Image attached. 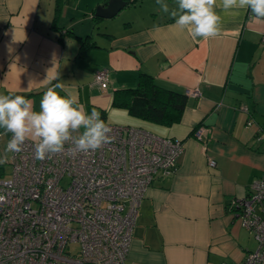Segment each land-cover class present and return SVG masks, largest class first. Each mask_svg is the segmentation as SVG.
<instances>
[{
    "label": "crops",
    "instance_id": "0c3cea01",
    "mask_svg": "<svg viewBox=\"0 0 264 264\" xmlns=\"http://www.w3.org/2000/svg\"><path fill=\"white\" fill-rule=\"evenodd\" d=\"M108 1L0 0V94L23 95L39 111L44 92L60 82L62 96L76 94L107 124L182 143L176 171L154 179L140 203L126 264H243L257 243L230 204L264 175V21L250 10L225 13L217 0L220 34L193 40L168 13L155 20L164 13L156 0L123 8L152 9L149 17L101 23L108 19L94 12ZM82 39L93 45L80 48ZM102 69L105 90L94 84ZM140 74L186 96L179 123L157 125L112 106L113 93L134 88ZM10 137L0 129V180L11 175Z\"/></svg>",
    "mask_w": 264,
    "mask_h": 264
},
{
    "label": "built area",
    "instance_id": "2783aa9c",
    "mask_svg": "<svg viewBox=\"0 0 264 264\" xmlns=\"http://www.w3.org/2000/svg\"><path fill=\"white\" fill-rule=\"evenodd\" d=\"M94 84L107 89L108 71H98ZM110 126L113 142L96 151L73 156L66 143L41 161L29 139L10 152L11 175L0 180V264H126L140 203L154 179L176 171L183 145ZM230 210L257 243L243 264H264V175Z\"/></svg>",
    "mask_w": 264,
    "mask_h": 264
},
{
    "label": "clouds",
    "instance_id": "9594fccd",
    "mask_svg": "<svg viewBox=\"0 0 264 264\" xmlns=\"http://www.w3.org/2000/svg\"><path fill=\"white\" fill-rule=\"evenodd\" d=\"M178 8L170 11L165 0H156L160 9L174 20V27L186 30L193 40L208 39L220 34L222 17L216 11L217 0H176ZM225 13L250 10L258 21H264V0H219ZM59 80V76L54 77ZM63 83L57 82L44 92L39 111L33 109V100L23 95L0 94V129L11 133L5 153H19L26 140L35 146V158L44 160L63 153L65 144L72 145L68 154L77 155L103 148L113 142V129L93 108L86 107L73 93L62 96ZM7 162V155L0 164Z\"/></svg>",
    "mask_w": 264,
    "mask_h": 264
},
{
    "label": "trees",
    "instance_id": "16d2710c",
    "mask_svg": "<svg viewBox=\"0 0 264 264\" xmlns=\"http://www.w3.org/2000/svg\"><path fill=\"white\" fill-rule=\"evenodd\" d=\"M125 1L127 6L135 2ZM80 42L82 49L93 45L88 39ZM112 106L125 109L132 117L169 127L180 122L186 107V96L159 85L151 76L140 74L134 88L113 93Z\"/></svg>",
    "mask_w": 264,
    "mask_h": 264
},
{
    "label": "water",
    "instance_id": "95a60500",
    "mask_svg": "<svg viewBox=\"0 0 264 264\" xmlns=\"http://www.w3.org/2000/svg\"><path fill=\"white\" fill-rule=\"evenodd\" d=\"M127 6L125 0H109L105 7L98 6L95 9L94 17L99 19H112Z\"/></svg>",
    "mask_w": 264,
    "mask_h": 264
},
{
    "label": "rangeland",
    "instance_id": "374dc122",
    "mask_svg": "<svg viewBox=\"0 0 264 264\" xmlns=\"http://www.w3.org/2000/svg\"><path fill=\"white\" fill-rule=\"evenodd\" d=\"M135 1V0H134ZM148 2H150L149 0H136V3L135 4H138V5H141V3H143V5H148ZM152 9H142V10H139L138 11H134L133 9H123L116 17L115 19H117L116 21H120V19H123L125 17L127 18H134V17H137L138 21H139V18L141 17H149V12L151 11ZM161 10V9H160ZM162 11V10H161ZM155 20L157 21H161L163 20V18H165V13H161L159 15H157L156 17H154ZM114 19V18H113ZM109 21H112V19H108V20H104L103 22L101 23H109Z\"/></svg>",
    "mask_w": 264,
    "mask_h": 264
}]
</instances>
